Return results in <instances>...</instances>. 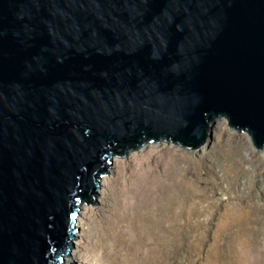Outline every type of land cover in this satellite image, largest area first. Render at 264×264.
Wrapping results in <instances>:
<instances>
[{
  "label": "water",
  "instance_id": "1",
  "mask_svg": "<svg viewBox=\"0 0 264 264\" xmlns=\"http://www.w3.org/2000/svg\"><path fill=\"white\" fill-rule=\"evenodd\" d=\"M219 115L264 149V0H0V264L62 263L113 157Z\"/></svg>",
  "mask_w": 264,
  "mask_h": 264
},
{
  "label": "rangeland",
  "instance_id": "2",
  "mask_svg": "<svg viewBox=\"0 0 264 264\" xmlns=\"http://www.w3.org/2000/svg\"><path fill=\"white\" fill-rule=\"evenodd\" d=\"M211 125L198 149L159 141L113 157L99 181L98 205L83 203L78 210L69 251H76V263L95 264L91 254L102 253L100 264H264V149L227 116L214 117ZM237 176L254 183L232 189L227 181ZM182 218L185 232L173 235ZM97 232L106 238L96 239ZM114 244L133 254L130 244L136 256L113 259Z\"/></svg>",
  "mask_w": 264,
  "mask_h": 264
},
{
  "label": "bare ground",
  "instance_id": "3",
  "mask_svg": "<svg viewBox=\"0 0 264 264\" xmlns=\"http://www.w3.org/2000/svg\"><path fill=\"white\" fill-rule=\"evenodd\" d=\"M227 122L226 120H217L216 121V124L218 123V122ZM212 127V125H210V128ZM210 132V131H209ZM154 150L153 149H151V150H149L148 151V153H151V152H153ZM201 151H204V148L203 149H201L200 150V152ZM179 153H181L180 151H179ZM263 153H264V151H263ZM194 154V153H193ZM151 155V154H150ZM183 157L185 158V155H183ZM185 161H186V159H184ZM230 170H233V171H235V169H230ZM225 172H226V170H225ZM239 176V175H238ZM238 176H237V178L235 179V177H232V179L231 180H229V181H227V183H229V186H230V188H232L233 189V186H234V184L235 183H249V182H251V183H254L253 181H252V178H249L248 180H245L244 182L243 181H241L239 178H238ZM106 178V177H105ZM107 179V178H106ZM237 185V184H236ZM240 189V188H239ZM233 204L231 203L230 204V207H231V209H233L234 208V206H232ZM82 209H80V211H81ZM80 213V212H79ZM78 213V215H79V218L81 217V215ZM167 217V215L165 216V218ZM77 219V221L76 222H79V220L80 219ZM164 218V220H163V223H162V225H161V227H163V228H167L168 227V225H169V220H167V219H165ZM184 221H185V219L184 218H182V227L181 228H172V234L173 235H177L180 231H182V233H184L185 232V230H186V226L184 225ZM75 222V223H76ZM96 239H98L99 237H104V238H106V236H105V234L103 233V232H101L100 234L97 232L96 234ZM245 235H248V234H245ZM163 241H166V240H164L163 239ZM91 244V248H90V252H91V250L92 249H94L92 246H93V241L90 243ZM119 246L120 247H122L123 246V244H122V236H121V238H120V241H119ZM128 248H129V251L130 252H132L133 254H130L129 252L128 253H122L121 252V250H119L118 249V245H116V244H114V247H115V250H114V252L111 254V256L113 257V259H120L121 260V263L124 261V260H128L129 261V259H131V258H133V255H135L136 256V249H135V247H131L130 246V244H127L126 245ZM76 248V247H75ZM73 251V250H72ZM75 253H76V251H73L72 253L70 252V254H69V256H67V257H69V258H67V257H65L64 255H62V257H61V259H62V263H59V264H73V263H76L77 262V257H76V255H75ZM74 254V255H73ZM102 256V253H99V254H96V256L95 255H92L91 254V256L90 257H93L94 259H95V264H100L99 263V259H100V257ZM168 256H170V253H169V251H168ZM78 261H81L79 258H78ZM76 264H78V263H76ZM81 264H85V263H81ZM87 264V263H86ZM149 264H151L150 262H149Z\"/></svg>",
  "mask_w": 264,
  "mask_h": 264
},
{
  "label": "trees",
  "instance_id": "4",
  "mask_svg": "<svg viewBox=\"0 0 264 264\" xmlns=\"http://www.w3.org/2000/svg\"><path fill=\"white\" fill-rule=\"evenodd\" d=\"M149 170H151V169H149ZM151 171H154V170H151Z\"/></svg>",
  "mask_w": 264,
  "mask_h": 264
},
{
  "label": "clouds",
  "instance_id": "5",
  "mask_svg": "<svg viewBox=\"0 0 264 264\" xmlns=\"http://www.w3.org/2000/svg\"><path fill=\"white\" fill-rule=\"evenodd\" d=\"M76 217H77V215H76Z\"/></svg>",
  "mask_w": 264,
  "mask_h": 264
}]
</instances>
